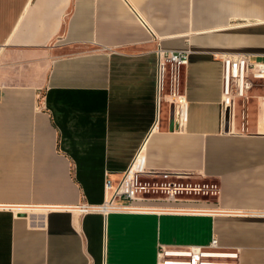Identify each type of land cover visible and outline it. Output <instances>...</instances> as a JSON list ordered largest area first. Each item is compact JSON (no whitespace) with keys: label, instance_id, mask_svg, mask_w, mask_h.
<instances>
[{"label":"crops","instance_id":"1","mask_svg":"<svg viewBox=\"0 0 264 264\" xmlns=\"http://www.w3.org/2000/svg\"><path fill=\"white\" fill-rule=\"evenodd\" d=\"M158 47L188 50L184 118L157 102ZM214 52L264 57V0H0V264H156L213 236L264 264V84L224 115ZM138 153L217 191L74 207Z\"/></svg>","mask_w":264,"mask_h":264},{"label":"built area","instance_id":"2","mask_svg":"<svg viewBox=\"0 0 264 264\" xmlns=\"http://www.w3.org/2000/svg\"><path fill=\"white\" fill-rule=\"evenodd\" d=\"M156 91L157 102L162 101L177 108L178 116L184 118L187 101L182 93V69L188 61V50L156 49ZM214 57L221 62L220 105L224 115L232 113L235 101H241V107L249 97L251 88L259 82L264 84V57L252 53L214 52ZM244 128V110L241 111ZM172 171H151L146 169L144 159L137 154L117 180L106 176L104 187L107 192L100 204H78L74 207L82 212L110 210H141L146 205L137 202L152 197H144V193L158 194L157 197L172 199L190 192L213 194L217 191L214 183H195L183 185L169 180ZM141 176L152 179L141 180ZM159 179H153L156 177ZM161 177V178H160ZM237 251L222 249L215 236L207 245H190L174 247L158 245L156 264H238Z\"/></svg>","mask_w":264,"mask_h":264},{"label":"rangeland","instance_id":"3","mask_svg":"<svg viewBox=\"0 0 264 264\" xmlns=\"http://www.w3.org/2000/svg\"><path fill=\"white\" fill-rule=\"evenodd\" d=\"M257 81H260V80H257ZM140 178H141V180H144V181H148V179H152L151 177H148V176H141ZM153 179L156 180V179H159V177L157 176L156 178H153ZM169 180L176 181V182H180L183 185H186V183L187 184L194 185L195 183H202V182H204V181H201L200 179H192L191 177L183 176V175L176 176L175 174L169 176ZM158 195H163V194L162 193H158V194L144 193L143 194L144 197H152V196L157 197Z\"/></svg>","mask_w":264,"mask_h":264},{"label":"bare ground","instance_id":"4","mask_svg":"<svg viewBox=\"0 0 264 264\" xmlns=\"http://www.w3.org/2000/svg\"><path fill=\"white\" fill-rule=\"evenodd\" d=\"M139 154V153H138Z\"/></svg>","mask_w":264,"mask_h":264}]
</instances>
